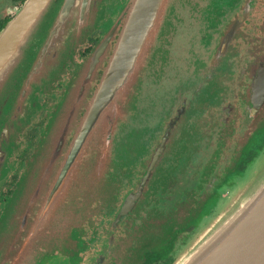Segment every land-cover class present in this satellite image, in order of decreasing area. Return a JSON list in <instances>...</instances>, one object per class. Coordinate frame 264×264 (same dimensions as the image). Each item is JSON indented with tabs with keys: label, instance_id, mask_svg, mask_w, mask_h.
Listing matches in <instances>:
<instances>
[{
	"label": "flooded vegetation",
	"instance_id": "af4514ba",
	"mask_svg": "<svg viewBox=\"0 0 264 264\" xmlns=\"http://www.w3.org/2000/svg\"><path fill=\"white\" fill-rule=\"evenodd\" d=\"M102 1L105 16L68 57L56 88L37 92L0 181V219L63 92L117 23L113 52L130 0ZM26 2L0 0V33ZM66 3L52 0L47 10ZM107 65L98 66L93 94ZM262 78L264 0H168L136 85L76 155L61 199L63 234L33 264H174L264 148V88L255 96Z\"/></svg>",
	"mask_w": 264,
	"mask_h": 264
},
{
	"label": "water",
	"instance_id": "95a60500",
	"mask_svg": "<svg viewBox=\"0 0 264 264\" xmlns=\"http://www.w3.org/2000/svg\"><path fill=\"white\" fill-rule=\"evenodd\" d=\"M167 1L130 0L121 12L124 24L113 52L107 56L117 23L63 92L0 219V264H33L44 243L56 237L48 231H56L61 218V199L74 174L76 155L94 123L114 113L136 85ZM51 2L27 0L0 33V181L9 172L13 146L39 102L37 92L52 91L68 57L96 26L104 7L102 0H66V10H47ZM104 60L108 65L93 94L92 83ZM262 88L263 78L256 98ZM73 131L76 139L69 150L67 141ZM65 150L68 154L61 163ZM255 181L250 195L174 264H264V173Z\"/></svg>",
	"mask_w": 264,
	"mask_h": 264
},
{
	"label": "rangeland",
	"instance_id": "374dc122",
	"mask_svg": "<svg viewBox=\"0 0 264 264\" xmlns=\"http://www.w3.org/2000/svg\"><path fill=\"white\" fill-rule=\"evenodd\" d=\"M105 11L106 10H105V6H104L103 7V12H102L103 16L101 15L100 19L96 23V26L94 28H91L88 31V33L86 34V37L84 38V40L80 44L84 43L87 40L88 36L91 33H93V31H95L99 27L101 20L105 16ZM55 88H56V85H55L54 89ZM263 173H264V148L261 150L259 155L254 160V162L249 166V168L247 169L245 175L243 177H241L240 179L236 180V182L234 184H235V186L237 185L238 188L236 187L237 189L234 190L227 197L226 202L222 204L221 208L218 211V214L214 215L209 221L206 222V224H205L206 226L203 229H201L202 232L201 231L197 232L193 236L189 237L187 244L184 245L183 249L181 251H179V253L177 254V258H176L175 262H177V261L181 260L182 258H184L185 256H187L192 251V249L197 244H199L202 241L204 235L206 234V232L211 227H213L216 224H219V222L221 220H223L224 217H226V214L228 212H230L241 200H243L248 195H250L249 193L253 190V188L255 187V185L257 183L255 180L259 176H261ZM92 207L94 209V213H92V218H94V220L96 221L97 218H98L97 215H99V213H98L99 206L98 205H94ZM101 217H102V215L100 216V218ZM62 224H63V222L59 219V223L55 227L56 228V232L55 233H57L56 237H54L52 239V241H49L50 243L53 242V241L55 242L59 238V236L63 234L62 230L60 228V226ZM88 255H89V253L87 252L85 254V256L87 257Z\"/></svg>",
	"mask_w": 264,
	"mask_h": 264
},
{
	"label": "bare ground",
	"instance_id": "6f19581e",
	"mask_svg": "<svg viewBox=\"0 0 264 264\" xmlns=\"http://www.w3.org/2000/svg\"><path fill=\"white\" fill-rule=\"evenodd\" d=\"M263 136H264V135H263ZM248 153H249V152H248ZM248 153H247V154H248ZM202 235H203V234H202ZM187 253H188V252H187ZM184 256H185V255H184ZM184 256H183V257H184ZM178 260H179V259H178ZM179 261H180V260H179ZM175 263H176V262H175Z\"/></svg>",
	"mask_w": 264,
	"mask_h": 264
}]
</instances>
